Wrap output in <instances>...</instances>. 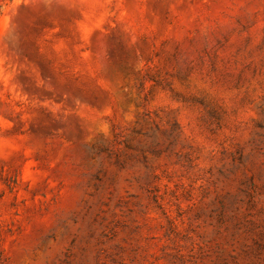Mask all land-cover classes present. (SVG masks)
I'll list each match as a JSON object with an SVG mask.
<instances>
[{
  "label": "rangeland",
  "instance_id": "obj_1",
  "mask_svg": "<svg viewBox=\"0 0 264 264\" xmlns=\"http://www.w3.org/2000/svg\"><path fill=\"white\" fill-rule=\"evenodd\" d=\"M0 264H264V0H0Z\"/></svg>",
  "mask_w": 264,
  "mask_h": 264
}]
</instances>
